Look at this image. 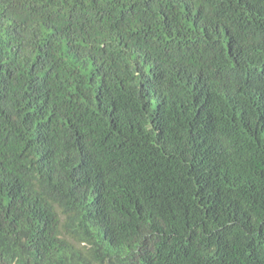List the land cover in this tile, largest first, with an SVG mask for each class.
<instances>
[{
  "label": "trees",
  "instance_id": "16d2710c",
  "mask_svg": "<svg viewBox=\"0 0 264 264\" xmlns=\"http://www.w3.org/2000/svg\"><path fill=\"white\" fill-rule=\"evenodd\" d=\"M0 264H264V0H0Z\"/></svg>",
  "mask_w": 264,
  "mask_h": 264
}]
</instances>
